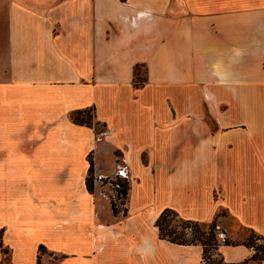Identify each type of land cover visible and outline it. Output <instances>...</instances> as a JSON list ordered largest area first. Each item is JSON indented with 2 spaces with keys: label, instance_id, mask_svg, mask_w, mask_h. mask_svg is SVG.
Here are the masks:
<instances>
[{
  "label": "crops",
  "instance_id": "0c3cea01",
  "mask_svg": "<svg viewBox=\"0 0 264 264\" xmlns=\"http://www.w3.org/2000/svg\"><path fill=\"white\" fill-rule=\"evenodd\" d=\"M87 108L128 166L126 215L103 217L86 187L94 127L70 114ZM0 151V170L50 176L10 194L1 179V264H205L201 245L160 239L165 209L224 210L228 238L264 237V0H0Z\"/></svg>",
  "mask_w": 264,
  "mask_h": 264
},
{
  "label": "trees",
  "instance_id": "16d2710c",
  "mask_svg": "<svg viewBox=\"0 0 264 264\" xmlns=\"http://www.w3.org/2000/svg\"><path fill=\"white\" fill-rule=\"evenodd\" d=\"M140 69L136 67L134 71V85L136 87L143 86L142 82L145 80L139 77ZM94 108H87L82 110L73 111L70 114V119L76 125L94 127L93 120L95 119ZM98 124V123H97ZM90 167L88 170V176L86 178V187L89 193H93L94 189V170L95 165L93 160H89ZM119 184L121 186L120 194H122L123 198H127L129 192V185L126 180H120ZM111 208L114 215L120 214L121 210L118 209L115 202L111 203ZM124 215L127 214V210L122 211ZM225 211L222 210L218 213L216 219L209 223L203 224L197 221L185 220L181 218L176 211L173 209H165L160 216L158 217L155 226L158 228L159 237L162 240L169 241L173 244L178 245H201L204 249V263L205 264H223L222 261H217L212 258V253L218 250L221 243L217 238V234L215 231L217 230V222L220 217L225 216ZM177 222L178 225H174ZM219 230V229H218ZM250 232V237L242 242H232L227 240L228 238L224 234V238L222 239V243L224 245H239L242 244L248 248H253L255 250V254L253 256V260L258 264H261L264 261V245H258V241H264V237L257 234L253 230H248ZM226 236V237H225ZM45 248H40V253H44ZM248 261L239 263V264H247ZM1 264V263H0Z\"/></svg>",
  "mask_w": 264,
  "mask_h": 264
},
{
  "label": "rangeland",
  "instance_id": "374dc122",
  "mask_svg": "<svg viewBox=\"0 0 264 264\" xmlns=\"http://www.w3.org/2000/svg\"><path fill=\"white\" fill-rule=\"evenodd\" d=\"M139 77L146 81L145 69H140ZM145 81L142 82L143 85H144ZM93 123H94L93 143H95L96 148L88 152L87 160L88 161L93 160V162L95 164L96 154L98 153V160L97 161H98V165L100 166L102 171L94 170V179H97L100 175H108L109 178L106 180H103V181H99V180L96 181L94 184L93 193H90V194L93 196L94 203L97 205V208L99 210H102V216L106 218V217L111 215L112 200H110V199H112L114 196H116L115 190L113 189V187L110 186V181H108L112 177H113L112 179H115L116 172H117V168L112 169L111 165L115 159L119 164H121V160H123V159H121L122 157H121L120 153H118L116 151H113V153L110 154L109 150L103 151L102 148H100L99 145L101 143H103L102 133L104 132V128L102 125L97 124L96 119L93 120ZM25 140L26 141H28V140H31V141L39 140L40 144H41L43 139H32L31 138V139H25ZM29 145H32V143H29ZM3 157H4V155L0 151V162H1V160H3ZM110 167H111V169H110ZM23 170L24 169L0 170V181H1V179H5L3 182H7V184H8V182L10 181V183H11V184H8L7 187H5L8 194H10L11 192H14L16 190V187L19 184L18 183L19 181L29 180V182L30 181L32 182L34 180L37 183L38 181H43V180H46L50 177L48 175L49 171H45V170H39V171L31 174L28 177H23L24 176ZM45 172H47V174H45ZM121 178H123V177H121ZM127 179L129 181V182L128 181L127 182H128L129 187H130L131 186V180H132L130 172H128V178ZM221 194H222V191L217 190L216 197L219 198L221 196ZM113 200L116 201L115 204L117 205L118 209L121 210V212L123 210H127L128 196L125 199L124 198L118 199V197H116V199H113ZM220 218H219L220 219L219 222H217V228H216L217 230L215 231V233L217 234V238H218L219 242L222 243L223 242L222 237L224 236V234L222 232H224V230H223V226H221L220 221L224 220V219L226 220V218H228V215L225 213V216L220 217ZM174 225H178V223L175 222ZM225 235H226V233H225ZM249 237H250V232L248 230H244V231L241 230L240 235L237 238H234V239L233 238L232 239L226 238V239L229 241H232V242H242L243 240H246ZM258 245H264V241L259 240ZM212 254H214V252ZM5 255L8 259L9 251L6 252ZM7 264H10V263H7Z\"/></svg>",
  "mask_w": 264,
  "mask_h": 264
},
{
  "label": "built area",
  "instance_id": "2783aa9c",
  "mask_svg": "<svg viewBox=\"0 0 264 264\" xmlns=\"http://www.w3.org/2000/svg\"><path fill=\"white\" fill-rule=\"evenodd\" d=\"M122 162L123 163L117 165V172H116L115 179H112L113 178L112 177L110 180H108V181H110V186L113 187V189L116 192V196H114L112 199H110V200H112V202H116L113 200V199H116V197H118V199L123 198L122 194H120V191L122 188L119 184V181L120 180L128 181V179H127L128 178V172H129L128 166L126 165V162L124 160H122ZM121 177H123V178H121ZM108 178H109L108 175H100L97 179H94V183L98 180L103 181V180H106ZM222 238H224V236Z\"/></svg>",
  "mask_w": 264,
  "mask_h": 264
}]
</instances>
